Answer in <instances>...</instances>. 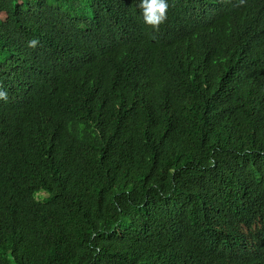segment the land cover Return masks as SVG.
<instances>
[{"label":"trees","instance_id":"obj_1","mask_svg":"<svg viewBox=\"0 0 264 264\" xmlns=\"http://www.w3.org/2000/svg\"><path fill=\"white\" fill-rule=\"evenodd\" d=\"M139 3L0 0V264H264V0Z\"/></svg>","mask_w":264,"mask_h":264},{"label":"clouds","instance_id":"obj_2","mask_svg":"<svg viewBox=\"0 0 264 264\" xmlns=\"http://www.w3.org/2000/svg\"><path fill=\"white\" fill-rule=\"evenodd\" d=\"M139 7L142 10L143 21L147 25L156 27L166 19L167 0H140ZM35 44L36 41L30 42V46L34 47ZM0 99L6 101L7 92L0 91Z\"/></svg>","mask_w":264,"mask_h":264}]
</instances>
